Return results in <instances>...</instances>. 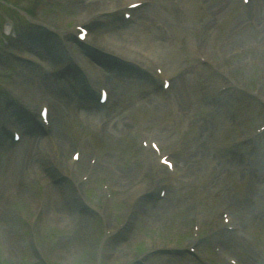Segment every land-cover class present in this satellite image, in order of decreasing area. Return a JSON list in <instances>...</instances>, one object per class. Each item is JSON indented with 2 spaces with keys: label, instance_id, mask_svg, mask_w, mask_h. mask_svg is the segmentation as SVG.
<instances>
[{
  "label": "rangeland",
  "instance_id": "rangeland-1",
  "mask_svg": "<svg viewBox=\"0 0 264 264\" xmlns=\"http://www.w3.org/2000/svg\"><path fill=\"white\" fill-rule=\"evenodd\" d=\"M128 1L107 0L116 11L98 12L94 16L97 27L89 35L92 39L89 42L100 38L104 44L99 46L106 48L118 40H126L128 43L122 45L125 51H132V46L136 47L132 52L137 56L141 50L150 51L159 58L171 82L175 77L183 79L181 90L189 103L179 111L175 89L172 86L162 92L159 79L155 85L143 74L140 81L134 82V74L141 72L135 66L137 72L133 67L128 71L119 70L130 73L122 74L130 80L129 87L112 96L105 107L91 109L92 119L85 118L84 109H78L74 104L68 106L62 116L57 117L53 111V123L58 122V129L64 133L59 134V138L66 143L43 153L44 148L51 145L46 143L43 150L39 149V159L47 161L59 149L56 158L69 161L72 152L80 150L81 155H86L88 166L105 158L112 166L127 172L124 178L127 180L121 182L115 178L112 181L106 169L84 168L75 173L69 167L64 168V164V170L73 173L74 182L80 184L81 180V198L88 202V206L82 203V208L88 211L82 210L79 214L88 216L89 220L80 225L77 219H52L47 214L48 207H39L36 212L34 201L45 191L44 182L49 177L40 179L23 171V181L25 186L32 187L30 194L34 200L22 197L8 202L3 193L0 194V207L12 213L10 218L0 216V229L10 225L20 232V236L9 234L14 247L8 248L0 230V264H125L129 258L134 264H232L228 255L240 264H264V199L256 190L264 189V131L258 130L264 124V0H249L247 4L242 0H156L155 3L152 0L146 4L149 7L152 3L146 10L145 7L136 9L130 26L120 27L121 6ZM79 2L0 0V25L5 21L12 32L5 35L0 29V135L6 138L0 144V180L5 171L10 170L12 155L18 145L11 142L10 136L2 135L9 123H18L12 119L11 112L16 118L23 115L30 128L42 133L41 125L35 126L31 120L33 116L29 110L37 109L45 100L35 95L31 103L26 104L18 95H25L23 90L20 91L21 85L27 86L32 76L41 72L29 69L26 74L22 66L23 55L30 50L21 44L24 43L22 40H27L23 36L29 35V31H44L43 27L31 25V15L40 5L42 17L51 20L49 26L52 28L48 34L29 35L31 44L40 45V51H46L55 42L65 47L63 41L68 43L65 47L68 55L80 53L93 60L84 54L83 45L66 36L81 21L76 7ZM175 3L179 6L178 14ZM11 4L18 9H9ZM254 6H257L259 17L252 11ZM151 8H159L171 18V13L176 12L174 25L167 30L169 37L165 36L167 32H161L155 26L157 23L145 24L148 21L143 13ZM114 14L117 19L111 22ZM130 27L137 35L133 31L127 33ZM54 28L66 33L56 30L52 33ZM155 29L157 36L152 35ZM100 31L107 32V36L110 34L111 41L101 38ZM104 45L108 46L102 47ZM158 53L163 62L156 55ZM44 57L48 70L53 62L47 55ZM63 58L66 57L61 56L58 60ZM144 60L150 63V60ZM101 64L111 67L112 63ZM69 73L68 69L58 79L65 80L68 98L73 99L80 91L83 79L72 78ZM15 91L18 92L17 101L13 96ZM7 101L16 105L12 111L10 108L8 115L3 112L10 104ZM113 108L115 111L111 116L102 117ZM113 119L120 123L118 127ZM202 130L205 135L200 137ZM152 137L162 144L161 154H168L176 164L178 174L174 180L171 176L174 184L168 185L165 197L162 196L164 204L170 205L172 210L164 212L166 206L158 202V194L136 210H127L130 194L144 189L143 185L151 188L158 182L159 175L154 176V172H158L155 167L161 164L149 146L142 145L143 140ZM83 140H88L87 147L81 145ZM195 147H201L205 159L203 163H194V171L185 172L180 156L189 159L188 150ZM73 180H66L64 185ZM125 183L127 185L122 189ZM248 189L250 193L245 194ZM76 199L81 203L79 198ZM158 207L156 213L161 216L148 222L152 217L147 213L155 212ZM73 212V217H77V212ZM226 212L231 218L236 215L238 224L234 219L233 222L225 221ZM128 215L133 218L128 220ZM230 225L236 227L234 232ZM119 226L124 227L115 235L118 241L109 242L108 237ZM74 227H78L77 235L74 239L67 238ZM122 237L126 239L122 240ZM190 245H194L193 252L187 250ZM219 246L220 251H217Z\"/></svg>",
  "mask_w": 264,
  "mask_h": 264
},
{
  "label": "bare ground",
  "instance_id": "bare-ground-1",
  "mask_svg": "<svg viewBox=\"0 0 264 264\" xmlns=\"http://www.w3.org/2000/svg\"><path fill=\"white\" fill-rule=\"evenodd\" d=\"M131 1H136V0H131ZM156 0H154L152 3H155ZM151 3V4H152ZM121 4V3H120ZM151 4H149L151 6ZM176 4V12L178 14V9L179 6ZM116 6V5H115ZM149 6V7H150ZM77 9L80 12L79 17L81 18L80 22H87L90 19H97L94 16L97 15L98 12H110L113 13L116 11L114 5H111L109 3H107V0H80L79 4L76 6ZM149 7H145L149 8ZM180 9L182 10L181 6ZM252 11H254V14L258 16V10H257V6H254ZM176 12H172V18L170 16V14L166 13H162L160 12L159 8L157 9H150V11H147L146 13H143V16H145V21L147 23L145 24H150L152 23L154 25V23H157L155 26H158L160 31H164L167 32V30L173 26V19L177 16ZM139 16L141 17V14H139ZM175 16V17H174ZM259 17V16H258ZM117 19L116 14L113 15L112 21L114 22ZM48 23L51 22V20L49 21L47 19ZM150 22V23H149ZM131 24H129L128 26H130ZM47 26V25H46ZM51 27V26H50ZM52 28V27H51ZM132 27H130L127 30V33L129 34L131 31ZM53 32L55 33L56 28L52 29ZM56 31H61V30H56ZM49 32V31H48ZM46 30L44 31H29L28 34L32 37H36V35L38 36L39 34H45L48 33ZM158 30H154V32L152 33V35L157 36ZM61 33V32H60ZM72 33H74V31L72 30ZM133 34L135 33L134 31L132 32ZM131 33V34H132ZM241 34V33H240ZM237 34V35H240ZM29 35H24L23 37H27V40H22L24 43H21L22 45H27L28 48H30L29 51H27V55H25V58L23 59V68L25 73L27 74L29 69H38L40 70V74H34L32 76V80H30V83L27 84V86L25 84L21 85V90H23L26 94L23 95L24 93H21V95H19L20 97H23V101H25L26 104H30L31 101L33 100L34 96H38L39 99H47L50 104H52V108L50 111V116H53V111L55 112V114L58 116H62L65 114V110L68 106H71V104L76 105L78 108H86V110H83V114H85V118L88 119H92L91 118V111H90V107H91V103L86 101H81L79 102L77 99H69L68 98V94L65 88V80L63 79H57V71L54 72L55 76L52 75L49 71L46 70L47 69V60H45L46 58L44 57L45 55H47V58L49 59V57H55V58H59V56H66V49H64L61 46H49L48 49L44 52L40 51V45H36V44H31L33 41L30 40ZM135 35H137V33H135ZM166 37H169L170 34L169 32L166 33L165 35ZM239 37V36H238ZM111 38L108 39L107 41H111ZM126 38V37H125ZM21 41V42H22ZM115 42V41H114ZM30 43V44H28ZM128 43L126 40H118L117 42L113 43V45H104L102 47H106V48H101L97 42V39L95 38L93 44H91L90 46H88V50L87 52H89L90 54H93L94 58L96 59V61H92V60H88L86 58H84V56H82L81 54L79 55H75V56H67L66 58H63L61 62H67V61H71L70 62V66H69V74L72 78L75 79H83L85 82V86L84 88L86 89V98L87 99H91V97H93L95 95L96 89L94 88L95 84L100 83V82H105L104 81V77H106L107 83L109 84L108 86L110 87L111 91H110V99L112 98V96H117L119 95L121 92H123L125 90L126 87H129L130 85V80H126L124 78V75H129L130 73L125 71L123 73H121L120 71L118 72L116 69V67L121 66L123 67H135V65L137 66H141L143 65V63L140 61L142 60L144 62V67L141 66L145 71H141V72H137L134 75L136 76V79L134 80V82H138L140 81V77L144 75H146L149 79H152L153 83L156 85L157 80H158V76L155 75V73L153 72V65H151L150 63L146 62L144 60V58L142 59L140 56H137L135 53H133L130 50L125 51L122 45ZM121 44V45H119ZM26 46V47H27ZM118 46V47H117ZM132 46V45H130ZM126 52L124 53L122 51V49ZM105 49V50H104ZM31 51V52H30ZM34 54V55H33ZM159 55L161 57L162 62L164 61L162 58V55H160L159 53L156 54ZM140 59V60H139ZM111 61V65L114 67H109V68H100V65L98 66V64L100 62H109ZM60 62V61H59ZM99 62V63H98ZM51 68V67H49ZM68 68V67H67ZM104 70V71H103ZM166 70V68H165ZM168 71V69H167ZM100 72V73H99ZM166 72V71H165ZM170 72V70L168 71ZM102 73V74H101ZM167 73V72H166ZM33 73H31L32 75ZM85 74V75H84ZM69 76V77H70ZM85 76V77H84ZM181 77V75H179ZM56 77V78H55ZM127 78V76H125ZM66 78L68 79V77L66 76ZM70 79V78H69ZM68 79V80H69ZM82 80V81H83ZM182 81V83H181ZM132 82V84L134 83ZM175 85V87H174ZM173 86V90L175 89L176 93L178 94V98H177V103L180 104L178 107V110L182 108L183 105L188 104L189 103V98L187 97L186 94H184V92L181 90L184 86L183 83V79L175 77L172 82H171V89ZM170 89V90H171ZM85 92V90L83 89L82 92ZM15 93L17 94L18 92L15 91ZM108 101V103H109ZM107 103V104H108ZM106 104V105H107ZM105 105V106H106ZM12 109H14V106L12 105ZM53 109V110H52ZM93 109V108H91ZM115 111V109H111V110H107V112L105 114L102 115V117H106V116H111L112 113ZM180 111V110H179ZM20 118L23 117L19 115ZM56 117V116H55ZM52 120V118H51ZM114 120V119H113ZM32 121L34 123L35 126L38 125V120L36 118H32ZM58 122L53 123V120L51 121V127H50V132L49 134H43L41 135L39 132L37 131H32L31 132V136L26 138V134L25 137L22 139V142L20 144H18L16 146V149L14 150V153L12 155V159L11 161L13 162L11 165L10 170L5 173V176L3 178L2 181V187L0 188V192L3 193V196L7 195V194H13L15 197L16 196H26L28 194L29 197H32V194H30V192L28 191H24V188H21L18 186V180L22 179V173L25 170H38L40 172V175L42 177L46 176V173L43 172V170H41L40 168V163L38 162V159L40 157L39 155V149L41 148L43 150V146L46 145V143L49 142V144L51 145H56L58 140L60 142H58V144H63L66 143V141L64 139L59 138V134L63 135L64 133L61 132L60 129H58ZM114 125L115 127H118L120 125V123L117 120H114ZM29 130V129H28ZM201 135H205L204 130H202L200 132V137ZM88 140H83L82 142V146L87 147L88 146ZM18 147V148H17ZM59 150V149H58ZM190 153V158H186L183 155L180 156L182 157V163H184V170L185 172H190L191 170L194 171V169L196 167H194V163L195 162H200L203 163L204 161V157H202V150L201 147L197 148H193L188 150ZM55 157V156H54ZM81 163L79 164V167L76 166V163H74V168L77 169V171L79 170V168H89L88 164H87V158L86 155H82L81 157ZM54 163L53 166H56V168L60 169L62 172L65 168H63L64 162L63 160L60 159H55L54 158ZM190 162L191 164L188 165L187 162ZM39 165V168H38ZM178 165V164H177ZM180 168V165H178ZM156 170H158V172H154V176L159 175L158 178V182L155 183L154 187H149L143 185L145 188L144 189H138L135 192H133L132 194H130L131 196L128 197L129 203H128V209L127 210H136L138 207H140V205L146 203L147 200H150L152 198H154L155 196V191H157V188H159V186L162 184L161 182H163L165 184V181H167L168 179V174L166 172L165 167L163 166H157L155 167ZM94 169H106L109 173V177L112 181H114V179H118L121 182H125V176L127 174V172H123L122 170L118 169L115 166H112L110 161L104 159H97L96 163L94 165L93 171ZM182 169V168H181ZM51 170V169H50ZM161 170V172H160ZM183 170V171H184ZM52 171V170H51ZM65 173V172H63ZM178 173V172H177ZM182 174V170L180 172ZM66 174V173H65ZM166 174V175H165ZM180 174V175H181ZM72 175H68V177L70 179H72ZM73 180V179H72ZM69 181V180H68ZM15 182V183H14ZM64 182V181H63ZM63 182H57L55 184L53 183H49V185L45 186V192L43 193L42 196L39 197V199H36V201L34 202H42V204L44 205V207H42V209H47V214L51 217L52 219L57 220H63L68 219V220H76L78 222H81L80 225L82 224H86L87 221L89 220V218H87L88 216L83 217L82 215H80L79 213H82L81 211H85L87 212L88 210H84L82 208V203L84 206H86L84 204V202L82 201V198L79 197L78 193L79 191H81L82 189L76 184V183H70L68 185H64ZM70 182V181H69ZM161 184H160V183ZM127 183H125L124 185H122V189H125ZM257 190V195L264 199V189L258 191ZM148 191H150V193H148ZM250 189H248L245 194L247 192L250 193ZM17 194V195H16ZM81 194V193H80ZM244 194V195H245ZM256 195V193H255ZM77 198H79V200L81 201V203L77 202ZM1 199V198H0ZM225 200L228 202V205L232 208L230 201H228V199L225 197ZM163 199H160V197L158 198V202L161 203L162 205L166 206V204H164ZM33 202V201H32ZM148 202V201H147ZM0 216L1 217H6L8 216V218L11 217L12 213L7 212V209H5L3 206L0 207ZM160 209V207H158L156 209L155 212H148L147 215L148 217H152V219L148 218V222L154 221L155 219H157L158 217H160V214H157L156 212ZM172 207L170 205L166 206L164 208V212L167 211H171ZM73 211H76V215L77 217H73L74 213ZM66 214V215H65ZM86 215V214H85ZM234 215V214H233ZM72 216V217H71ZM79 216V218H78ZM129 218H132L131 215H128ZM237 216L234 215V220L236 221V224H238V220L236 219ZM11 220V219H10ZM80 220V221H79ZM76 221V223H77ZM83 222V223H82ZM75 223V224H76ZM9 227L5 228L2 227L1 232L3 234V237L5 239V242L7 243V247L11 248L14 247L12 242L9 240L8 236L10 233H15L14 236H20V232H16L13 230V227L8 225ZM117 227V226H116ZM116 229V228H115ZM78 231V227H74L72 231L68 232V237L73 238L74 236H76ZM234 232V231H233ZM230 232V233H233ZM229 233V232H227ZM115 237L117 236H109L108 241L109 242H117L115 240ZM78 240V239H76ZM242 240L244 242H246V240H244L242 238ZM226 242H228V240L226 239ZM114 246V245H112ZM119 254V252H118ZM131 260L129 258V260L125 261V264H131Z\"/></svg>",
  "mask_w": 264,
  "mask_h": 264
}]
</instances>
